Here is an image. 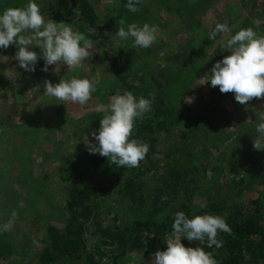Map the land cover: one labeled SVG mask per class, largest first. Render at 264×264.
Here are the masks:
<instances>
[{
  "label": "rangeland",
  "instance_id": "rangeland-1",
  "mask_svg": "<svg viewBox=\"0 0 264 264\" xmlns=\"http://www.w3.org/2000/svg\"><path fill=\"white\" fill-rule=\"evenodd\" d=\"M89 1L99 17V24L93 29L101 35L98 38L86 33L93 40L94 49L82 65L69 70L60 65L58 73L52 70L55 66H49L44 72V61L40 60L34 72H27L14 59L15 45L0 49V225L8 223L13 212L17 214L9 230L0 233L2 240L14 246L1 245L0 264H35V256L44 246L46 226L64 225V202L71 186L79 178L87 186L96 184L90 158L99 154H90L83 139L87 137L95 143L90 134L98 131L104 115L96 108L125 90L114 79L111 60L117 68L128 69L125 74L130 85H140L138 77L142 76L145 84L166 101L172 97L170 87L179 92L177 96H184L179 108L184 114L175 124V132L157 143L152 156L159 160L156 178L149 175L146 181L157 179L167 168L197 165L201 188L196 190L195 201L199 208L207 204L203 201L206 199L244 205L246 210L253 209L249 201L264 202V185L253 178L251 183L247 181L252 173L264 174V150L252 147L255 124L264 114V98L236 105L232 101L234 93H221L210 82L201 84L216 63L212 54L215 46L221 44V36L211 47L199 50L202 39L217 23H227L232 34L241 28H252L264 36V0H144L145 9H141L135 23L159 26L157 42L147 49H134L131 40L121 41L115 35V27L119 28V21L125 17L127 0ZM39 2L48 19L72 23L74 30L80 31L73 0ZM27 3L28 0H0V10ZM34 50L40 52L38 48ZM65 75L94 82L96 90L86 105L41 95L45 80L55 84ZM37 86L40 94L32 91ZM188 97L191 102L186 101ZM211 110L214 116L192 126V115H206ZM16 131H30L31 135L26 133L24 138L19 133L21 136L16 134L18 138L14 140ZM14 141L18 142L16 152ZM241 179L245 182L233 185ZM149 185L146 182L144 187L147 194L153 187ZM105 186L111 192V207H127L128 203L112 186ZM189 242L193 248L199 244ZM153 258L132 253L115 264H150ZM105 263L111 262L103 258L101 264Z\"/></svg>",
  "mask_w": 264,
  "mask_h": 264
},
{
  "label": "trees",
  "instance_id": "trees-1",
  "mask_svg": "<svg viewBox=\"0 0 264 264\" xmlns=\"http://www.w3.org/2000/svg\"><path fill=\"white\" fill-rule=\"evenodd\" d=\"M73 2L72 7L76 10L74 14L80 21L79 30L89 36L96 35L100 38L101 34L97 31L92 34L88 32V28L96 29L99 24V17L93 4L89 0ZM146 4L150 6L149 3ZM144 9L142 7V10ZM140 13H130L125 8L123 20L126 24L135 23ZM117 31L118 28L115 27V32ZM215 41L209 40L208 36L204 37L199 50L211 47ZM227 54V50L220 44L215 46L212 55L217 62ZM187 66L190 69V61ZM109 67L121 89L131 91L137 97L153 98L152 111L146 114L144 119L136 121L132 137L148 143L149 151L136 168H117L111 164L110 158L91 155L90 165L95 170L96 184L87 186L85 181L79 178L77 183L71 186L64 202V225L61 228L46 226L44 246L35 256V264H101L103 258H108L111 262L105 264H115L132 253L154 257L157 250L166 249L168 238H172V223L177 211H184L189 218L205 213L226 218L232 232L218 234L217 239L223 241L222 247L213 246L209 249L206 239L199 241L195 246L212 252L218 264H264V202L260 199L249 201L252 210H246L244 205L219 199L203 200L207 204L199 208L195 201L196 190L201 188V182L197 178L200 175L197 165L167 168L157 179L146 181L149 175L156 178L155 170L159 166V160H154L152 156L156 152L157 143L162 138L169 139L175 132V124L184 114L179 110L184 96L182 94L177 96L179 92L170 87L169 93L174 99L166 101L157 90L145 84L142 76L138 77L140 85H130L125 74L127 68H117L114 60L110 61ZM234 100L232 99L233 102ZM235 104L237 105L236 101ZM213 112L211 110L206 115L202 112L196 116L192 115V126H195L196 122L200 124L208 121ZM19 133L23 134L24 138L27 136L26 133L31 135L30 131L24 133L16 131L14 140L18 138L16 134L21 136ZM17 141L13 142L16 146L15 152L18 149L17 143H20ZM186 156L191 157V154L186 153ZM202 172L204 173V170ZM263 176L264 174L252 173V177L247 181L251 183L253 178V181L259 180L264 185ZM146 182L153 185L148 194V189H144ZM244 182L245 180L241 179L233 185L239 186ZM105 185L112 186L121 200L128 203L127 207L119 208V211L111 207V192ZM158 216L159 220L156 219ZM181 243L185 247H191L186 239L182 238ZM2 244L14 248L11 242L0 238V248Z\"/></svg>",
  "mask_w": 264,
  "mask_h": 264
},
{
  "label": "clouds",
  "instance_id": "clouds-1",
  "mask_svg": "<svg viewBox=\"0 0 264 264\" xmlns=\"http://www.w3.org/2000/svg\"><path fill=\"white\" fill-rule=\"evenodd\" d=\"M144 0H127L125 6L130 13L141 12ZM116 37L121 41L131 40L133 48H150L157 42L159 26L156 24H126L121 19ZM94 33L93 28H88ZM221 36V45L227 55L213 64L210 73L204 75L203 83L219 88L221 93H234L236 102L244 105L253 98H264V36L258 35L252 28H241L232 34L227 23H217L208 33V39L215 41ZM15 45L14 59L18 66L27 72H34L38 61L43 60L42 71L49 66L59 72L60 65L68 70L80 66L88 60L94 49V42L85 33L74 30L72 23H57L46 17L41 10L39 0H28L22 7H7L0 10V49ZM38 48V53L34 49ZM44 96L72 105H86L92 98L96 86L88 78L76 76L62 77L58 83L44 81ZM40 94L39 87L32 89ZM192 101L188 97L186 100ZM153 98L135 96L133 92L123 90L110 98L106 105H99L96 111H103L100 128L90 135L95 143L85 137L84 143L90 154H99L110 158L117 168L139 167L149 151L150 145L132 138L137 120L145 118L152 111ZM255 136L252 147L256 151L264 150V114L255 124ZM167 199V197H162ZM16 213L11 214L8 223L0 225V233L10 228ZM160 219V216L156 218ZM172 238L166 242L164 251L157 250L150 264H218L212 252L203 247H185L181 239L188 241L207 240L209 249L222 247L223 241L218 234L231 233L232 229L221 215L205 213L189 218L184 211L174 214Z\"/></svg>",
  "mask_w": 264,
  "mask_h": 264
}]
</instances>
